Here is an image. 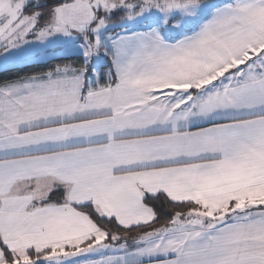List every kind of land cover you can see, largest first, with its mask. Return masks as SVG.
I'll return each instance as SVG.
<instances>
[{"label": "snow or ice", "instance_id": "1", "mask_svg": "<svg viewBox=\"0 0 264 264\" xmlns=\"http://www.w3.org/2000/svg\"><path fill=\"white\" fill-rule=\"evenodd\" d=\"M0 264H264V0H0Z\"/></svg>", "mask_w": 264, "mask_h": 264}]
</instances>
